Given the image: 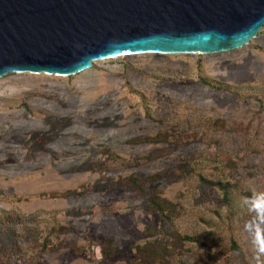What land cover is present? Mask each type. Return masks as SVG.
Segmentation results:
<instances>
[{
  "label": "rangeland",
  "instance_id": "374dc122",
  "mask_svg": "<svg viewBox=\"0 0 264 264\" xmlns=\"http://www.w3.org/2000/svg\"><path fill=\"white\" fill-rule=\"evenodd\" d=\"M160 133L167 143L147 141ZM202 178L230 183V201ZM252 190L264 191V28L228 52L0 78V264H132L134 245H165L173 228L195 241L167 264H254ZM155 191L181 203L173 223L148 210Z\"/></svg>",
  "mask_w": 264,
  "mask_h": 264
},
{
  "label": "water",
  "instance_id": "95a60500",
  "mask_svg": "<svg viewBox=\"0 0 264 264\" xmlns=\"http://www.w3.org/2000/svg\"><path fill=\"white\" fill-rule=\"evenodd\" d=\"M264 28V0H0V78L74 76L138 54H216Z\"/></svg>",
  "mask_w": 264,
  "mask_h": 264
},
{
  "label": "trees",
  "instance_id": "16d2710c",
  "mask_svg": "<svg viewBox=\"0 0 264 264\" xmlns=\"http://www.w3.org/2000/svg\"><path fill=\"white\" fill-rule=\"evenodd\" d=\"M147 141L152 144H162V143H167L168 142V135L167 134H158L155 137H148ZM135 142H140V141H135ZM109 151H106V153ZM163 150H157L155 151V154L150 156L149 158L154 160V159H159L162 154ZM135 182V188L139 189L140 184L139 180L136 178H133ZM203 181L215 188H219L221 191L224 193V197L226 201L229 200V194H230V188L231 184L230 183H223V182H215V181H208L205 178H202ZM153 178L147 179V181H152ZM141 189V188H140ZM92 190V187H85L80 190H69L64 193H51L48 195V197L51 198H69L72 196H84L86 194H89ZM148 210L151 211H156L160 214V216L165 219L167 222L173 223L176 218L181 216L183 212V207L181 203H177L175 201L169 200L168 198L164 197L161 193L155 191L150 199V203L148 205ZM60 230L64 234L70 231L69 228L63 227ZM58 230V231H60ZM62 233V234H63ZM195 239L193 237H190L188 235H183L178 229L173 228L167 235V243L164 245L159 244V242H147L145 244H136L134 245L133 249L136 250L135 253V260L133 261L132 264H154V263H159V264H167V258H165V253H174L177 251H181L184 249V244L186 242H193ZM159 244V245H158ZM106 245L109 248V252H114L115 247L114 243L112 241H105V248L104 251L106 252ZM233 247L236 248L237 244L236 242H232ZM47 246V244H46ZM46 246L43 247V250L46 251ZM108 252V253H109ZM212 263H215V261H211Z\"/></svg>",
  "mask_w": 264,
  "mask_h": 264
},
{
  "label": "clouds",
  "instance_id": "9594fccd",
  "mask_svg": "<svg viewBox=\"0 0 264 264\" xmlns=\"http://www.w3.org/2000/svg\"><path fill=\"white\" fill-rule=\"evenodd\" d=\"M241 206L251 215L244 224V231L250 237L254 264H264V191L252 190L250 196L242 198Z\"/></svg>",
  "mask_w": 264,
  "mask_h": 264
}]
</instances>
